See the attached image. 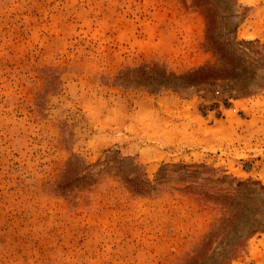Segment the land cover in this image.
Returning <instances> with one entry per match:
<instances>
[{
    "label": "rangeland",
    "instance_id": "374dc122",
    "mask_svg": "<svg viewBox=\"0 0 264 264\" xmlns=\"http://www.w3.org/2000/svg\"><path fill=\"white\" fill-rule=\"evenodd\" d=\"M0 264H264V0H0Z\"/></svg>",
    "mask_w": 264,
    "mask_h": 264
},
{
    "label": "trees",
    "instance_id": "16d2710c",
    "mask_svg": "<svg viewBox=\"0 0 264 264\" xmlns=\"http://www.w3.org/2000/svg\"><path fill=\"white\" fill-rule=\"evenodd\" d=\"M217 51H220V47H218L217 48ZM226 54H228V53H223V52H221V57H224V56H226ZM234 91H233V89L231 90V92L229 93V96L231 97V96H234L233 93ZM67 181L65 180V181H63L62 183H60L58 186H61L63 189H65L66 188V186H67Z\"/></svg>",
    "mask_w": 264,
    "mask_h": 264
}]
</instances>
